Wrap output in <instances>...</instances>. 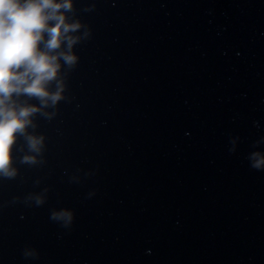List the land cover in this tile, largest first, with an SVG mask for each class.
Masks as SVG:
<instances>
[{
    "label": "water",
    "instance_id": "95a60500",
    "mask_svg": "<svg viewBox=\"0 0 264 264\" xmlns=\"http://www.w3.org/2000/svg\"><path fill=\"white\" fill-rule=\"evenodd\" d=\"M73 3L91 36L41 162L18 138L0 176V264H264V0Z\"/></svg>",
    "mask_w": 264,
    "mask_h": 264
},
{
    "label": "clouds",
    "instance_id": "9594fccd",
    "mask_svg": "<svg viewBox=\"0 0 264 264\" xmlns=\"http://www.w3.org/2000/svg\"><path fill=\"white\" fill-rule=\"evenodd\" d=\"M75 17L73 0H0V176L4 178L17 175L13 149L18 138L32 154L19 162H41L37 157L45 150L46 137L30 131L38 127L34 117L40 114L51 120L57 115L48 109H57L68 99V71L80 59L75 46L91 36V29ZM32 98L39 104L30 103ZM261 164L264 159L255 166Z\"/></svg>",
    "mask_w": 264,
    "mask_h": 264
}]
</instances>
